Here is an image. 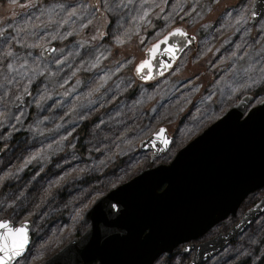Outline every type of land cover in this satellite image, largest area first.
Returning a JSON list of instances; mask_svg holds the SVG:
<instances>
[{"label": "rangeland", "instance_id": "obj_1", "mask_svg": "<svg viewBox=\"0 0 264 264\" xmlns=\"http://www.w3.org/2000/svg\"><path fill=\"white\" fill-rule=\"evenodd\" d=\"M253 1L245 0L249 7ZM25 2L17 0L13 5L10 0H0V83L8 74L6 62L11 58L4 56L7 48L21 57L17 63H22L27 53L32 52L28 59L29 65L34 67L33 60L39 57L41 45H51L64 49L68 66L59 74L53 73L49 79H45L47 72L37 76L28 89L31 95L22 96L23 103L16 100L15 95L22 91L24 81L20 88L16 85L0 88V114L8 113L7 117L0 115V142L22 130L26 140L43 152L45 143L36 139L55 135L51 142L54 145L61 140V135L76 134L87 120H93L85 137V151L91 159L89 164L84 163L80 155L70 153L52 164V159L47 161L49 166L41 164L27 178H19L20 173L16 179L12 176L14 167L0 162V182L2 186L6 185V191L0 196V219H9L16 226L25 221L32 224L30 248L16 264H43L86 230L81 223L83 213L98 198L134 178L141 170L158 163L168 164L177 151L220 119L242 96L258 93L252 106L264 100V86L243 87L247 76L253 74L245 73V70L255 62L256 52L264 49V38L257 35L261 18L254 24L249 21L247 25H239L240 31H237V8L241 0H170L162 15L172 12L171 5L176 3L179 4L175 9L178 15H174L163 32L160 31L163 20L154 15L158 8L150 13V24L134 21L132 17L136 13L131 10L121 9L122 19H118L117 15L104 13L101 9L97 18L90 17L91 25L84 29H79L78 23L71 25L79 34L62 40L51 38L56 25L49 23L47 15L41 16L40 6L48 8L59 3L68 4L71 0H33L37 4L35 9L23 7ZM88 2L95 4L96 0ZM135 3L139 5L140 0ZM56 12L59 14L58 9ZM228 12L232 15L228 16ZM98 26L106 35L92 41ZM177 26L185 27L197 37L196 48L186 50L163 78L145 83L137 80L133 73L145 50L156 42L157 33L161 39ZM246 27L251 31L245 34L243 29ZM68 30L67 25L60 28V32ZM17 32V39L27 43H36L40 37L43 39L37 47H24L11 39ZM115 36H120L122 42L118 44ZM78 41L81 44L88 42L87 46L79 47V55L70 56V51H76L74 45ZM237 44L245 46L237 50ZM96 49L100 52L107 49L105 58L98 65L99 70L87 63H79L80 59L87 61L94 57ZM233 51L237 52L236 57H232ZM60 55L54 52L49 59L41 58L36 62L41 66L47 63L51 69H56L57 65L52 61ZM105 73L109 78L101 81L100 77ZM65 79L67 83H64ZM98 85L99 92L95 91ZM45 87L50 96L40 100ZM5 91L8 96L4 95ZM65 92L68 95H64ZM36 100H40V106ZM33 110L35 114H32ZM17 116H20L19 120ZM25 126L29 130H25ZM162 126L172 134L174 142L167 153L151 163V153L140 152L139 144ZM108 158H118L121 163L112 174L100 178ZM25 165L19 168L22 172L34 167L30 163ZM263 193L261 190L251 195L238 218ZM233 223L234 220L228 219L196 243L226 232ZM161 259H164L163 264H188L191 254L185 255L182 248H178L171 259ZM260 262H264V215L206 264Z\"/></svg>", "mask_w": 264, "mask_h": 264}, {"label": "water", "instance_id": "obj_2", "mask_svg": "<svg viewBox=\"0 0 264 264\" xmlns=\"http://www.w3.org/2000/svg\"><path fill=\"white\" fill-rule=\"evenodd\" d=\"M253 4L264 12V0H254ZM182 28L194 39L191 43L177 39L182 49L171 60L172 66L166 71L159 67L160 60L168 57L151 54L152 44L143 60L148 63L133 73L137 80L145 83L163 78L186 50L196 48L197 37ZM53 53L48 52L43 59ZM255 100L251 94L242 96L177 151L168 164L141 170L98 198L83 213L81 223L86 230L43 264H155L165 255L171 259L180 247L183 253L192 254L188 264H206L223 252L264 214L263 194L226 232L196 243L220 223L236 219L248 197L264 189V100L252 106ZM161 128L167 144L156 136ZM173 141L162 126L139 144V150L151 153L152 163L170 150ZM27 227L29 242L17 261L32 242V224L27 222Z\"/></svg>", "mask_w": 264, "mask_h": 264}, {"label": "snow or ice", "instance_id": "obj_3", "mask_svg": "<svg viewBox=\"0 0 264 264\" xmlns=\"http://www.w3.org/2000/svg\"><path fill=\"white\" fill-rule=\"evenodd\" d=\"M10 3L13 5L17 3V0H10ZM170 3V0H160V3H156V0H140L139 5L135 3V0H96L95 4L88 2V0H71L70 3L64 4L59 3L55 5H51L48 8L41 7V16L47 15L49 17V23H55L56 25V32L52 34V39H64L66 36H71L74 33L79 34L75 28H71L70 26L73 24L78 23L79 29H84L88 25L93 23L91 18H97V13L103 9L104 13L107 14H114L117 15L118 19H122L120 16L121 9L131 10L136 13L132 17L134 21H145L146 23L150 24L151 20L149 19L150 13L154 8H158L159 11L155 12L154 15L157 19H162L164 22L163 29L160 31L163 32L165 29L168 28L169 23L172 22L174 15H178L175 13V9L179 7V4H172V12H168L166 15H162L165 13V8ZM25 8H33L37 7V4L33 2V0H26L25 4L22 5ZM264 7V5H261ZM59 10V14H57L56 10ZM183 11V9H181ZM185 15L188 13L185 11ZM228 16H231L232 13L228 12ZM258 18L260 19L258 25V32L257 35L261 38H264V12L257 11L255 5L249 7L248 3L245 0H241L240 6L237 8V16H236V23H237V31H240L239 25L244 24L247 25L249 21H256ZM69 26V30L66 32H60V28L64 26ZM244 33H248L251 31L250 28H244ZM2 34V33H0ZM35 35V33H33ZM106 35V33L100 30L98 26L96 28V34L91 37L92 41H96L98 37H102ZM19 36V32H17L16 36H13L11 39L14 40L17 44H21L24 47L34 48L37 47L39 44V40L43 39L42 37L38 38L36 43H27L25 41L17 39ZM160 33H157V40L151 48L149 52L154 54L156 57L160 56L161 54L166 55L168 57L167 60H160L159 67L164 69L165 71L170 68L171 60L175 59V55L177 51L182 49V44L176 42L177 39L181 41H186L187 43H191L194 37H190L189 34L180 26L173 27L170 31H167L166 35H163L162 39L159 38ZM114 39L119 44L122 42L120 36H115ZM88 42L81 44L79 41L74 48L76 49L75 52L70 51V56H77L79 55V47L87 46ZM243 44H237V50H240L244 47ZM48 52H59L61 55L59 58H54L53 63L57 65L56 69H51L47 63L41 64L37 63L36 61L45 57ZM107 52V49H105ZM105 52H100L99 49H96V55L91 59L85 61L84 59H80L79 63L81 65H85L86 63L93 69H98V65L102 59L105 58ZM64 49H56L51 46H44L41 45V52L39 57L33 60L34 67L29 65V59L32 57V52H28L27 55L23 58L22 63H17L21 57L17 56L16 53L12 51L11 48H7L4 52V56L6 58H11L6 62L7 73L4 76V82L0 83V88H7L10 85H16L17 88H20L21 81H24L22 85V91L19 95H15L16 100H19L23 103L22 96L23 95H31L28 91L29 86L32 84L33 81L36 80L37 76H43L45 72L48 73L45 76V79H49L53 73L59 74V72L63 71L64 67H67V57L63 55ZM232 57H236L237 52H232ZM251 58V57H250ZM148 61H143L140 65L137 66L136 71L139 72L141 68L147 64ZM120 65L117 66V71L119 70ZM235 67V65H233ZM239 69H237V73H239ZM252 72V75L247 76L246 82L243 84L244 88L250 89L256 86H264V49L261 51L256 52L255 55V62L249 65V68L245 70V73ZM74 74V73H73ZM163 73L161 72L160 75ZM235 75V74H234ZM19 77V80L16 79ZM109 78V74L105 73L103 76L100 77L101 81H106ZM141 79H149L148 76H141ZM67 79L64 80V83H67ZM119 86L117 85V88ZM100 86L98 85L95 91L99 92ZM5 96H8L9 93L7 91L4 92ZM64 95H68L67 92ZM46 96H50L48 93V89L45 87L43 92L40 93V100L46 98ZM40 100H36L37 106H40ZM19 111V108H17ZM0 115H4L5 117L8 116V113H3ZM22 115V112H21ZM17 120L20 119V116L16 117ZM47 119V117H45ZM103 123V121H101ZM165 132L163 128L160 129L156 136L160 138L161 142L167 144L168 140L162 134ZM14 203V202H13ZM115 207V205H113ZM29 242L28 237V227L27 221L22 223L19 226H13L8 220L0 219V264H14L15 261L25 251V248ZM187 251V249L185 250ZM259 259V257H257Z\"/></svg>", "mask_w": 264, "mask_h": 264}, {"label": "trees", "instance_id": "obj_4", "mask_svg": "<svg viewBox=\"0 0 264 264\" xmlns=\"http://www.w3.org/2000/svg\"><path fill=\"white\" fill-rule=\"evenodd\" d=\"M144 59H145V52L141 61H143ZM253 95L254 97H259V94L256 92H254ZM19 107L21 108V105ZM35 113H36L35 110H33L32 114ZM92 122H93L92 119L87 120L84 126L76 134H69L67 136L61 135V140L54 145H52L51 142L53 138L55 139L56 137L55 135L53 136L43 135V138L41 140L36 139L41 143L42 142L45 143L46 147L44 148L43 152H40V150L33 147L26 140V135L23 134L22 130H17L16 132L8 136L5 140L0 142V162L6 163L7 166L14 167L15 171H12V176H14L16 179H18V175L20 173L21 174L19 175V178H27L30 174H32L33 171L36 170L35 168L39 167L41 164H45L49 166L52 164L54 160L62 156H66L70 153H72L75 156L80 155L82 158L81 160L84 161V163L89 164L91 159L88 158L89 157L88 153L85 151L86 149L85 137L88 130L87 127L91 125ZM24 129L29 130L27 126H25ZM5 159H8L9 162H6ZM47 161H50L51 164L46 163ZM26 163H30L34 167H30L29 169L22 172V170L27 166L25 165ZM120 163L121 162L118 160V158L115 159L108 158L104 163V166L101 170V176L99 177L104 178L107 177L109 173L112 174L119 167ZM23 165H25L23 169H19ZM72 173L73 172H70V174ZM1 183L2 182H0V196L6 191V185L4 184L2 186ZM246 204H248V201H246L243 204L242 208H245L244 205ZM162 260L164 259H161V261H157L155 264H160L159 262L163 264L164 262H162ZM259 264H264V262H260Z\"/></svg>", "mask_w": 264, "mask_h": 264}]
</instances>
